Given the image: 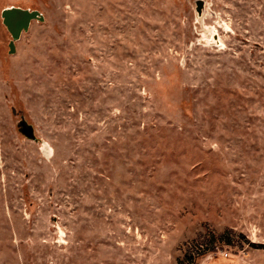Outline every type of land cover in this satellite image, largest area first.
I'll use <instances>...</instances> for the list:
<instances>
[{
	"label": "rangeland",
	"instance_id": "1",
	"mask_svg": "<svg viewBox=\"0 0 264 264\" xmlns=\"http://www.w3.org/2000/svg\"><path fill=\"white\" fill-rule=\"evenodd\" d=\"M0 264H264V0H0Z\"/></svg>",
	"mask_w": 264,
	"mask_h": 264
},
{
	"label": "water",
	"instance_id": "2",
	"mask_svg": "<svg viewBox=\"0 0 264 264\" xmlns=\"http://www.w3.org/2000/svg\"><path fill=\"white\" fill-rule=\"evenodd\" d=\"M31 18H33L32 13L11 10L6 13L5 22L13 34L16 35L22 27L27 25ZM22 131L28 137H34L32 127L24 121L22 122Z\"/></svg>",
	"mask_w": 264,
	"mask_h": 264
}]
</instances>
